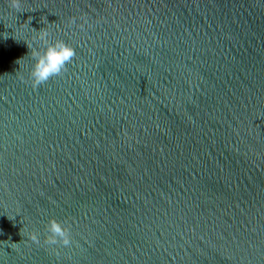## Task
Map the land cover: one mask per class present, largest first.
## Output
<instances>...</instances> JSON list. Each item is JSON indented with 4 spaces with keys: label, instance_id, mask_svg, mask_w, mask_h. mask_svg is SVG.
<instances>
[{
    "label": "water",
    "instance_id": "1",
    "mask_svg": "<svg viewBox=\"0 0 264 264\" xmlns=\"http://www.w3.org/2000/svg\"><path fill=\"white\" fill-rule=\"evenodd\" d=\"M0 264H264V0H0Z\"/></svg>",
    "mask_w": 264,
    "mask_h": 264
},
{
    "label": "clouds",
    "instance_id": "2",
    "mask_svg": "<svg viewBox=\"0 0 264 264\" xmlns=\"http://www.w3.org/2000/svg\"><path fill=\"white\" fill-rule=\"evenodd\" d=\"M12 6L19 9V0H12ZM39 39L43 41L44 47L34 52V63L30 70L31 84L34 88L43 85L53 76L60 75L76 55L74 47L64 40L50 41L47 32L40 33ZM47 231V243L49 245H70V232L59 221L50 220L47 225ZM30 238L34 243L40 242V236L37 232H33Z\"/></svg>",
    "mask_w": 264,
    "mask_h": 264
}]
</instances>
